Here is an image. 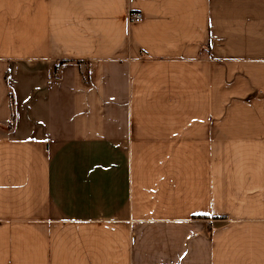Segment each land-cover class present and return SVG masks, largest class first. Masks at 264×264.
<instances>
[{
	"label": "crops",
	"instance_id": "crops-1",
	"mask_svg": "<svg viewBox=\"0 0 264 264\" xmlns=\"http://www.w3.org/2000/svg\"><path fill=\"white\" fill-rule=\"evenodd\" d=\"M0 264H264V0H0Z\"/></svg>",
	"mask_w": 264,
	"mask_h": 264
},
{
	"label": "built area",
	"instance_id": "built-area-1",
	"mask_svg": "<svg viewBox=\"0 0 264 264\" xmlns=\"http://www.w3.org/2000/svg\"><path fill=\"white\" fill-rule=\"evenodd\" d=\"M130 21H140L143 19V14L141 12H131L129 15Z\"/></svg>",
	"mask_w": 264,
	"mask_h": 264
},
{
	"label": "trees",
	"instance_id": "trees-1",
	"mask_svg": "<svg viewBox=\"0 0 264 264\" xmlns=\"http://www.w3.org/2000/svg\"><path fill=\"white\" fill-rule=\"evenodd\" d=\"M87 76V75H86ZM12 119H11V123L13 122V120H14V112L12 111V117H11Z\"/></svg>",
	"mask_w": 264,
	"mask_h": 264
}]
</instances>
